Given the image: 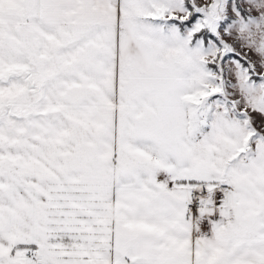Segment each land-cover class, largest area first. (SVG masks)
<instances>
[{"label":"snow or ice","instance_id":"obj_1","mask_svg":"<svg viewBox=\"0 0 264 264\" xmlns=\"http://www.w3.org/2000/svg\"><path fill=\"white\" fill-rule=\"evenodd\" d=\"M0 264H264V0H0Z\"/></svg>","mask_w":264,"mask_h":264}]
</instances>
